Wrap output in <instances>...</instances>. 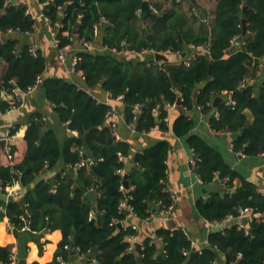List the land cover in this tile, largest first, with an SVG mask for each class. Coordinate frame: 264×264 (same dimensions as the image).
<instances>
[{
    "label": "trees",
    "instance_id": "trees-1",
    "mask_svg": "<svg viewBox=\"0 0 264 264\" xmlns=\"http://www.w3.org/2000/svg\"><path fill=\"white\" fill-rule=\"evenodd\" d=\"M41 1H47L43 10L51 24H59L61 46L73 45L77 39L94 42L99 37L106 47L101 53L78 51L77 68L83 72L86 87L102 88L112 99L122 96L125 121L137 132L157 128L186 138L203 183L220 181L224 186L225 190L213 189L208 198L197 200L199 215L217 222L236 219L223 230L213 229L201 248L192 245L184 229L160 227L156 238L147 237L136 253L132 242L136 228L119 226L129 215L121 205H130L137 219L146 220L174 203L167 186L170 139H158L138 152H133L131 143L117 139L114 125L107 121L112 106L98 101L74 81L43 78L47 65L42 53L34 55L29 45L20 47L19 39L9 34L33 31L35 19L17 0H0V60L7 63L0 84V111L13 105L1 98L3 90L19 87L28 91L41 79L58 120L78 132L61 144L42 115H33L25 134L28 146L23 160L0 165V191L6 193L7 186L15 182L26 189L18 198H0V222L8 218L17 235L28 225L40 253L45 244L41 235L61 230L54 260L45 264H59L60 255L66 260L72 257V251L65 249L68 243L76 245L77 254L90 256L89 263L96 258V264H215L220 256L225 257V264H264V219L238 220L240 207L264 212V194L217 148L193 133L190 115L201 107L211 113L210 125L216 132L235 135L236 152L246 156L264 153V0H218L212 20L201 19L194 7L191 17L180 11L182 0H170L171 6L165 8L151 2L146 22L140 16L144 0ZM191 19L203 21L204 27L194 30ZM96 25L100 29L97 35ZM237 38L243 43L234 48ZM143 50L151 53L128 59L121 52L139 54ZM152 52H174L182 61L157 60ZM191 56L189 65L183 63ZM217 97L225 99L214 105ZM174 106L181 111L171 120ZM84 159L91 161L77 166ZM60 163L64 167L52 180L40 178ZM119 169L128 174L125 191L121 189L125 174ZM157 239L162 242L161 249ZM12 250L11 245L0 243V264H10Z\"/></svg>",
    "mask_w": 264,
    "mask_h": 264
},
{
    "label": "crops",
    "instance_id": "crops-1",
    "mask_svg": "<svg viewBox=\"0 0 264 264\" xmlns=\"http://www.w3.org/2000/svg\"><path fill=\"white\" fill-rule=\"evenodd\" d=\"M19 3L25 5L29 13L35 19L34 30L31 32L10 31V35H15L19 39V46L23 45H39V51L46 59V70L43 78L59 77L66 80L74 81L81 88L86 89L89 93L100 102L106 104H113L115 109L109 114L107 121L114 125L115 134L118 135L119 140L131 143L133 152H138L151 146L158 139L168 137L171 141V152L167 160L168 164V190L174 196V209L172 214L165 218L160 214H153L146 220H139L131 212L123 225H132L136 228V235L132 238L134 249L136 243H140L141 247L143 241L147 238H156V230L160 227L169 229L182 228L187 231L190 239L198 247L204 246L208 242V235L213 230L206 224V220L201 217L196 209V202L199 198H208L210 191L217 189V182L214 184H205L199 177L194 166V152L189 146L186 138L175 137L173 133H163L157 128L152 129L147 133H139L133 131L124 118V108L122 100L112 99L107 91L102 88L88 89L83 80V72L78 70L75 73L68 74L64 65L58 57V50L54 46V34L57 32L59 24L53 26L50 31L45 17L42 15V8L38 0H17ZM149 4L159 3L163 8L171 6L170 0H147ZM218 0H182L178 8L180 11L187 12L191 17L192 7L200 15L201 19L212 20L214 17V9ZM141 18L142 13L140 14ZM194 25L193 29L199 31L204 27L203 21H195L191 19ZM100 34V29H99ZM1 38V37H0ZM243 41L237 38L234 42V48L240 46ZM95 52H104L106 47L102 45L99 37L93 42ZM83 49L81 40H76L71 45L68 51V57L72 58L77 55L78 51ZM115 52V51H114ZM125 57L140 58L144 55L135 54L124 51ZM168 60L172 62H181L182 56L174 52H169ZM7 70V63L0 60V84L2 83L3 75ZM262 72H264V63L262 65ZM261 74V73H260ZM264 76V75H263ZM42 80L39 79L36 87L30 88L28 91L20 90L19 94H14L12 91L5 90L1 93V98L12 103V107L6 111H0V140H4V144H0V165H15L20 163L27 151V141L25 138L26 131L30 125L31 119L35 114H41L42 118L51 126L61 144L69 136H77V131H72L68 128L66 123L58 120L54 113V105L48 99L45 89L42 85ZM225 97H222V99ZM180 107H172L170 111V118L174 120L180 113ZM194 120L193 133L201 136L212 146L217 148L225 157V159L245 177L254 181L258 185L260 192L264 194V154L258 156H246L233 149V140L235 135L230 132H216L210 125L211 113H206L201 109H194L190 112ZM74 132V135L71 134ZM10 138V140H8ZM12 146L13 159L8 157L7 148ZM91 161V160H87ZM88 162V164H89ZM64 167L63 163L58 164L54 169L44 171L40 178L53 179L55 174ZM67 166H65L66 168ZM220 182V181H219ZM239 184V181H235ZM221 184V182H220ZM222 185V184H221ZM24 186L20 182H15L7 186L6 193L0 191L1 194L10 197H20L25 192ZM92 191H89L91 193ZM248 220V219H247ZM10 221L5 218L0 222V243L2 245H11L13 249L18 250V237L14 231H11ZM62 239L61 230H54L46 232L41 235V242H45L43 251L40 253L38 244L32 239L28 243L29 251L26 259L18 258V264H22L21 260H26V264H31L33 261H38L42 264L49 263L54 260L58 244ZM157 245L161 249L163 247L160 239L156 240ZM78 250V249H77ZM67 261L68 264H90L89 258L85 255L77 253L72 254ZM94 257H92L93 259ZM215 264H225V257L220 256Z\"/></svg>",
    "mask_w": 264,
    "mask_h": 264
},
{
    "label": "built area",
    "instance_id": "built-area-1",
    "mask_svg": "<svg viewBox=\"0 0 264 264\" xmlns=\"http://www.w3.org/2000/svg\"><path fill=\"white\" fill-rule=\"evenodd\" d=\"M38 3H39V5L42 8V15L47 20L48 28H49L50 31H52L54 29L53 28V25L51 24V21H50L49 17L44 13V10H43L45 8V6L47 5V1L38 0ZM27 13H29V10H27ZM64 34L66 36L70 37L71 40L74 39V37L70 34L69 31H65ZM97 34H99V26L98 25L95 26V35H97ZM235 40L236 39L233 40V43L235 42ZM81 44H82L83 49L90 50V49H93L94 48V44L91 41L82 40L81 41ZM54 46L57 48L59 60L64 65V67H65L66 71L68 72V74L77 72L79 70L77 68V65H78V63H79V61H80L81 58L78 55H75L72 58H69L68 57V54H69L68 51L70 50L71 45L61 46V40L57 36V32L54 34ZM30 50H31V52L34 55H38L39 45H36L35 44V45L30 46ZM121 52L123 53L124 51H121ZM149 53H151V52L148 51V50H143L139 54L145 56L146 54H149ZM155 53L156 52H152V54L154 56H155ZM192 58H193L192 56L186 58L183 63H185L186 65H189ZM262 60L264 61V57L262 58ZM82 78L84 80V75H82ZM243 86H244V84H243ZM34 87H36V85L32 86L31 88H34ZM12 92L14 94H19L20 93V88L19 87H14V89H13ZM227 93L228 92L225 91V94H227ZM108 94L110 95L109 92H108ZM121 98H122V96L118 97L117 100H119ZM229 103L230 104H235V101L234 100H230ZM108 105L112 106V110L115 109V107H114L113 104L108 103ZM169 106L171 107V105H169ZM198 109H201V107H198ZM216 116H218L217 113H216ZM129 126H130V128H132L133 131H136L135 128L133 127V125L130 124ZM117 138H119L118 135H117ZM8 140H10V138H8ZM7 152H8V157L10 159H13V153H12V146L11 145L8 146ZM81 153H82V151H81ZM86 163H88V162L86 161V159H84L83 161L79 162L77 164V166H82L83 164H86ZM194 165H195V158H194ZM118 172H120L123 175V174H125V169H119ZM121 189L124 190V191L126 190V187L124 186V184L121 186ZM121 206H122L123 210L124 209H128V210L132 211V208L130 207V205H128V204H126L124 202H122V205ZM173 209H174V203L172 205L168 206V207L162 208L160 214H161V216H163L165 218H168L172 214ZM94 217H95L94 213H91L90 214V218H94ZM245 217H247L248 219H250L252 217L257 218V219H264V212H254L250 208L240 207L239 208L238 220L239 221H242V219L245 218ZM24 218L25 217L23 216V219ZM235 219H236L235 217H229L225 221H222V222L206 220V224L209 227H211L212 229L218 228V229H222L223 230L224 228H226V226L229 223L233 222ZM9 228H10L11 231H13L14 226L10 224ZM21 231L23 233L24 232H30L31 233V228L28 225H25V226L22 227ZM192 245L194 247H196V244L193 241H192ZM71 247H72V245H70L69 243L68 244H65V249H70L71 250ZM76 249H78V248L76 247ZM184 254L185 255H188L189 254V251L188 250H185L184 251ZM57 260H58L59 264H68V261L62 255L58 256L57 257ZM91 263L92 264H96L97 263L96 258H93ZM10 264H18V253H17V249H13L12 250Z\"/></svg>",
    "mask_w": 264,
    "mask_h": 264
},
{
    "label": "water",
    "instance_id": "water-1",
    "mask_svg": "<svg viewBox=\"0 0 264 264\" xmlns=\"http://www.w3.org/2000/svg\"><path fill=\"white\" fill-rule=\"evenodd\" d=\"M62 10H64V8H62ZM151 11H152V8H151L149 2L147 0H144L143 5H142V9H141V13H142L143 20L145 22H146L147 15ZM103 22L106 25L109 24L107 21H103ZM243 24H244V33H246V20L245 19H243ZM75 31L77 32V29ZM0 43H1V38H0ZM155 58L157 60H168L166 54L159 53V52H156L155 53ZM197 91L198 90L195 91V95L197 94ZM221 100H222V97L215 98L214 105H217V103L219 101H221ZM181 101H182V99H181V97H179L178 98V104H181ZM248 125H249V122L247 123V126ZM71 134L74 135V132L71 131ZM0 144H4V140H0ZM124 176H125L124 177V186L126 188H128L129 187L128 174H125ZM217 178H219V175H217ZM217 190H220V191L225 190L224 186L221 185L219 181H217ZM0 198L3 199L4 201H7L8 196L6 194H1L0 195ZM124 211L127 214H130L131 213V211L128 210V209H124ZM247 219H248L247 217L243 218L242 219V222L245 223L247 221ZM119 226L122 227L123 226V223L120 222L119 223ZM30 240H31V234H30V232H24V233L20 234V236L18 237V250H17L18 258H20V259H26L28 257V251H29L28 243L30 242ZM140 249H141V244L140 243H136V245H135V252L138 253L140 251ZM71 251H72V254L77 253L76 245L74 243L72 244Z\"/></svg>",
    "mask_w": 264,
    "mask_h": 264
}]
</instances>
